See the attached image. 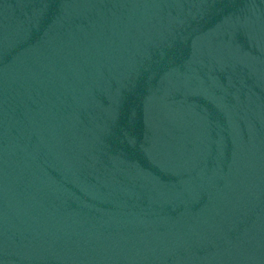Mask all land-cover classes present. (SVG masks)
<instances>
[{
    "label": "water",
    "instance_id": "95a60500",
    "mask_svg": "<svg viewBox=\"0 0 264 264\" xmlns=\"http://www.w3.org/2000/svg\"><path fill=\"white\" fill-rule=\"evenodd\" d=\"M0 264H264V0H0Z\"/></svg>",
    "mask_w": 264,
    "mask_h": 264
}]
</instances>
